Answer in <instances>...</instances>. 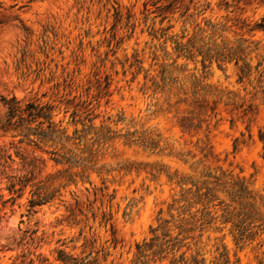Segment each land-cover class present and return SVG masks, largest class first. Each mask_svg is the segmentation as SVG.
I'll use <instances>...</instances> for the list:
<instances>
[{
    "label": "clouds",
    "instance_id": "obj_1",
    "mask_svg": "<svg viewBox=\"0 0 264 264\" xmlns=\"http://www.w3.org/2000/svg\"><path fill=\"white\" fill-rule=\"evenodd\" d=\"M0 264H264V0H0Z\"/></svg>",
    "mask_w": 264,
    "mask_h": 264
}]
</instances>
